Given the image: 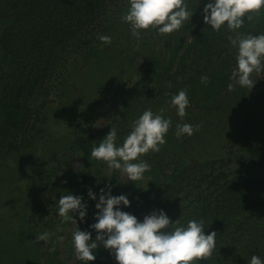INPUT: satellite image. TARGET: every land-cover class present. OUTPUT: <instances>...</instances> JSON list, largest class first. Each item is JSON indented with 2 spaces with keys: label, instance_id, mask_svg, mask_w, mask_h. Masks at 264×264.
Here are the masks:
<instances>
[{
  "label": "trees",
  "instance_id": "1",
  "mask_svg": "<svg viewBox=\"0 0 264 264\" xmlns=\"http://www.w3.org/2000/svg\"><path fill=\"white\" fill-rule=\"evenodd\" d=\"M263 10L264 0H0V21L6 23L0 39V111L6 116L0 136H21V147H14L26 148L49 119L50 97L66 96L75 85L71 80L79 82L73 66L94 74L90 82L98 89L89 93L95 96L107 90L104 80L114 78L113 67L129 69L120 58L130 56L137 40L145 41L152 57L126 91L123 111L101 132L119 139L105 145L119 163L120 148L129 154L135 135L146 131L151 142L139 158L149 168L139 173L148 179L153 200L141 192L111 228H121L134 206L141 213L156 210L148 239L135 251L144 259L150 254L148 264H264L259 102L248 88L232 87L229 60H220L223 50L217 47L218 39H260ZM155 76L158 86L144 93L149 87L140 85ZM69 124L86 160L78 188L92 174L99 131ZM145 198L153 202L148 206ZM82 223L89 250L97 232L89 219ZM103 260L118 264L108 253Z\"/></svg>",
  "mask_w": 264,
  "mask_h": 264
},
{
  "label": "rangeland",
  "instance_id": "2",
  "mask_svg": "<svg viewBox=\"0 0 264 264\" xmlns=\"http://www.w3.org/2000/svg\"><path fill=\"white\" fill-rule=\"evenodd\" d=\"M260 13L264 29V10ZM5 26L6 23L0 21V39ZM230 40L231 43H224L218 39L217 47L223 50L220 60H229L228 77L232 87L248 88V93L257 98L256 119L264 134V31L260 39ZM136 43L138 45L134 46L130 56L125 61L119 60V63L129 65V69L120 65L113 67L114 78L104 80L107 90L95 96L89 93L90 89H98L90 82L94 74L81 72L73 66L74 78L79 82L71 80L75 85L68 87L66 96L50 97L49 119L33 133L26 148L19 149L23 141L21 136H0V264L23 261L85 264L88 254L89 264H103L106 253L118 264L150 262V254L144 259L135 251L148 239L156 210L141 213L134 206L121 228L114 229L111 225L128 205L135 204L141 192L148 191V198L153 200L154 192L149 188L148 179L139 173L141 168H149L142 164L139 155L151 140L145 130L139 131L135 135V147L129 154L125 148H120L121 156L116 157L118 163L106 152L105 145L116 144L119 139L111 132H101L123 111L126 91L135 86L152 57L149 44L141 40ZM129 46L126 44L124 48ZM148 79L140 85H148L144 93L152 92L153 87L158 86L156 76L152 81ZM76 87L79 91L73 90ZM139 101L142 99L136 100ZM86 115H92V118ZM87 119H90L88 123ZM5 120V114L0 111V132ZM70 121L81 131L89 128L99 131L92 174L89 181L78 188L76 183L85 173L86 160L73 144L74 130ZM148 198L145 201H149V206L153 201ZM34 202L38 204L37 209L32 207ZM33 216L35 220L31 222ZM84 217L97 232V239L89 250L83 230Z\"/></svg>",
  "mask_w": 264,
  "mask_h": 264
}]
</instances>
